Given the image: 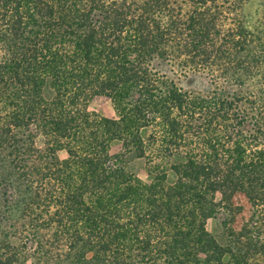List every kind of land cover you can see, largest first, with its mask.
<instances>
[{"label": "trees", "instance_id": "obj_1", "mask_svg": "<svg viewBox=\"0 0 264 264\" xmlns=\"http://www.w3.org/2000/svg\"><path fill=\"white\" fill-rule=\"evenodd\" d=\"M245 2L0 0V199L21 208L36 264H251L206 223L233 213L236 194L264 207V87L184 90L175 71L209 66L215 77L222 49L253 45L240 20L224 34L218 25ZM94 97L115 117L89 112ZM129 158L146 161L149 182ZM0 247L2 263L19 261Z\"/></svg>", "mask_w": 264, "mask_h": 264}, {"label": "rangeland", "instance_id": "obj_2", "mask_svg": "<svg viewBox=\"0 0 264 264\" xmlns=\"http://www.w3.org/2000/svg\"><path fill=\"white\" fill-rule=\"evenodd\" d=\"M237 20H240L249 29L251 34L255 36V43L250 45L245 51L232 48V50L226 53L225 49L224 51L222 49V53L219 54L220 61L212 67L215 77L211 76L209 66H205L204 69L190 68L186 71L181 70L180 67L175 68L177 77L180 78L179 84L184 90L205 92L212 88V85H219L228 89L230 92L238 93L240 96H248V94L252 95V92L255 93L260 87H264V0H246L236 13L225 14V17L221 18L218 23L222 34L226 33L228 28H234L236 23L235 25L233 24ZM219 43L222 46L224 44L223 42ZM256 52H261V55H258ZM221 64H228V73L224 72L223 75L219 74L222 69L224 70ZM245 65L248 66L245 67ZM180 72L184 73L180 76ZM42 96L46 101H51L55 96V91L48 82L42 89ZM87 109L89 112L101 117H115L112 103L105 97L92 98L88 102ZM246 128H249V126H246ZM152 131L151 128L141 131V137L145 142H147V138ZM41 140V138L37 139L38 146H41ZM120 149L121 144L119 142L112 143V154L118 153ZM57 157L63 160L66 158V153L58 152ZM179 160H181L179 157L172 159L174 163ZM127 167L143 182L150 181V177L146 173V161L144 159L129 158ZM174 180V175L169 172L167 175V183L171 184ZM233 204L235 208L233 213L228 214V212H225L214 219L208 220L206 229L222 246L231 247L235 254L247 255L251 264H264V207H254L241 194L235 195ZM4 208V204L0 199V245L8 243L18 250L21 257L15 264H36L35 259L29 253H24L26 246L22 248L24 242H26L24 239L26 236L22 231L25 221L20 215L21 208L19 211L16 210L13 212L4 211ZM4 214L7 219L6 222L4 221ZM225 219L228 221L227 228L223 226ZM245 231L249 232L248 236L254 239H257V236H259L258 244L262 246H258L257 244V252H249L244 240L240 239V234L243 235ZM29 242L27 241L28 247H30ZM4 251L5 253L7 252L6 249H2L0 253L2 252L4 254ZM52 252L56 251L54 250ZM1 260H4L2 256H0V264H4Z\"/></svg>", "mask_w": 264, "mask_h": 264}]
</instances>
